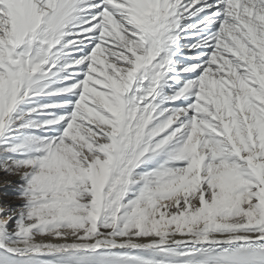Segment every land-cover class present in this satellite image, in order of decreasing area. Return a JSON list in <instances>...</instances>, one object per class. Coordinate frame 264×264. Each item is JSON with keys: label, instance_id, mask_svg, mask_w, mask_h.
<instances>
[{"label": "snow or ice", "instance_id": "snow-or-ice-1", "mask_svg": "<svg viewBox=\"0 0 264 264\" xmlns=\"http://www.w3.org/2000/svg\"><path fill=\"white\" fill-rule=\"evenodd\" d=\"M0 264H264V0H0Z\"/></svg>", "mask_w": 264, "mask_h": 264}, {"label": "bare ground", "instance_id": "bare-ground-1", "mask_svg": "<svg viewBox=\"0 0 264 264\" xmlns=\"http://www.w3.org/2000/svg\"><path fill=\"white\" fill-rule=\"evenodd\" d=\"M10 202H12V203H19V201H10Z\"/></svg>", "mask_w": 264, "mask_h": 264}, {"label": "rangeland", "instance_id": "rangeland-1", "mask_svg": "<svg viewBox=\"0 0 264 264\" xmlns=\"http://www.w3.org/2000/svg\"><path fill=\"white\" fill-rule=\"evenodd\" d=\"M10 199V201H13V200H11V198H9Z\"/></svg>", "mask_w": 264, "mask_h": 264}]
</instances>
